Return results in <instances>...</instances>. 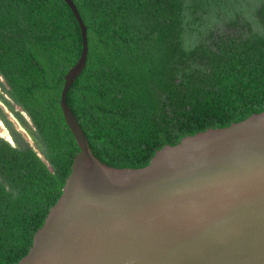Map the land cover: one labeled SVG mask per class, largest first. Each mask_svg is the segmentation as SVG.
Segmentation results:
<instances>
[{"label":"trees","instance_id":"obj_1","mask_svg":"<svg viewBox=\"0 0 264 264\" xmlns=\"http://www.w3.org/2000/svg\"><path fill=\"white\" fill-rule=\"evenodd\" d=\"M72 1L88 49L66 103L101 163L142 168L165 145L264 110V35L237 17L181 40L216 0ZM255 16L264 25V0ZM82 46L63 0H0V102L33 140L0 108L15 142L0 137V264L23 258L62 195L79 146L59 100Z\"/></svg>","mask_w":264,"mask_h":264},{"label":"water","instance_id":"obj_2","mask_svg":"<svg viewBox=\"0 0 264 264\" xmlns=\"http://www.w3.org/2000/svg\"><path fill=\"white\" fill-rule=\"evenodd\" d=\"M63 1L83 40L59 100L79 149L60 199L12 264H264V110L165 145L142 168L101 163L66 103L88 38Z\"/></svg>","mask_w":264,"mask_h":264},{"label":"clouds","instance_id":"obj_3","mask_svg":"<svg viewBox=\"0 0 264 264\" xmlns=\"http://www.w3.org/2000/svg\"><path fill=\"white\" fill-rule=\"evenodd\" d=\"M257 0H216L208 13L203 15L199 21L193 20L190 25H185V31L181 35L183 42L184 35H191L199 42L200 36L206 34L211 27L219 25L221 20H230L239 17L245 22L250 32L254 35H264V25L256 19L255 11ZM196 46L185 45V51H191Z\"/></svg>","mask_w":264,"mask_h":264},{"label":"rangeland","instance_id":"obj_4","mask_svg":"<svg viewBox=\"0 0 264 264\" xmlns=\"http://www.w3.org/2000/svg\"><path fill=\"white\" fill-rule=\"evenodd\" d=\"M1 80V78H0ZM0 108L1 110L6 114L7 118L13 123L14 127L16 128L17 131H20L24 137L29 140L31 143H33L32 137L25 131V129L18 123L15 118L13 117L12 114L8 112V110L0 103ZM25 115V114H24ZM1 123V122H0ZM2 126H0V137L4 138L5 140H10L11 136H9L7 130L4 128L3 124L1 123ZM10 139H8V136Z\"/></svg>","mask_w":264,"mask_h":264},{"label":"flooded vegetation","instance_id":"obj_5","mask_svg":"<svg viewBox=\"0 0 264 264\" xmlns=\"http://www.w3.org/2000/svg\"><path fill=\"white\" fill-rule=\"evenodd\" d=\"M1 103V102H0ZM3 105V103H1ZM4 106V105H3ZM5 107V106H4ZM6 108V107H5ZM1 122V121H0ZM2 123V122H1ZM3 124V123H2ZM4 126V125H3ZM5 128V127H4ZM6 129V128H5ZM8 132V131H7ZM9 134V133H8ZM10 136V135H9ZM12 138V136H11ZM13 139V138H12ZM14 141V140H13ZM9 142V141H8ZM10 143V142H9Z\"/></svg>","mask_w":264,"mask_h":264},{"label":"bare ground","instance_id":"obj_6","mask_svg":"<svg viewBox=\"0 0 264 264\" xmlns=\"http://www.w3.org/2000/svg\"><path fill=\"white\" fill-rule=\"evenodd\" d=\"M0 126H2V125H1V123H0ZM7 136H8V135H7ZM7 138H8V139H10V137H9V136H8Z\"/></svg>","mask_w":264,"mask_h":264}]
</instances>
